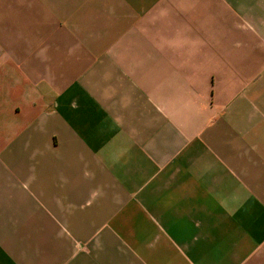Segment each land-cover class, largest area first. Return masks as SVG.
<instances>
[{"label":"crops","instance_id":"1","mask_svg":"<svg viewBox=\"0 0 264 264\" xmlns=\"http://www.w3.org/2000/svg\"><path fill=\"white\" fill-rule=\"evenodd\" d=\"M0 264H264V0H0Z\"/></svg>","mask_w":264,"mask_h":264},{"label":"rangeland","instance_id":"2","mask_svg":"<svg viewBox=\"0 0 264 264\" xmlns=\"http://www.w3.org/2000/svg\"><path fill=\"white\" fill-rule=\"evenodd\" d=\"M17 11V12H16ZM13 12L17 15V17H18V9H17V7L13 10ZM16 15H15V19H16Z\"/></svg>","mask_w":264,"mask_h":264}]
</instances>
